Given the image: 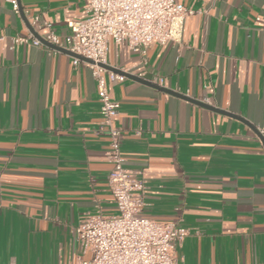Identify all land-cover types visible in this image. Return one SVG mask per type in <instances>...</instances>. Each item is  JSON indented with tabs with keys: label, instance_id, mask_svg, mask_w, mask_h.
I'll list each match as a JSON object with an SVG mask.
<instances>
[{
	"label": "crops",
	"instance_id": "1",
	"mask_svg": "<svg viewBox=\"0 0 264 264\" xmlns=\"http://www.w3.org/2000/svg\"><path fill=\"white\" fill-rule=\"evenodd\" d=\"M19 2L28 16L0 0V264H78L80 217L117 213L97 84L84 60L13 38L47 32L32 15L67 33L86 0ZM177 3L193 10L178 41L144 56L107 44L106 69L152 83L106 79L125 166L146 183L138 214L188 230L178 264H264V0Z\"/></svg>",
	"mask_w": 264,
	"mask_h": 264
},
{
	"label": "built area",
	"instance_id": "2",
	"mask_svg": "<svg viewBox=\"0 0 264 264\" xmlns=\"http://www.w3.org/2000/svg\"><path fill=\"white\" fill-rule=\"evenodd\" d=\"M6 1L15 13L28 16L19 0ZM191 13V8L178 4L177 0H86L85 17L68 23L67 33H56L51 23L32 15L30 25L46 27L47 32L41 37L29 33L13 38L18 43L48 47L43 42L46 41L85 58L97 84L101 115L99 131L109 137L106 158L111 169L107 184L117 213H85L80 217L75 233L88 257L78 264H178L175 247L188 230L175 223L157 222L138 214L146 183L138 172L125 166L120 150L121 131L113 124L119 103L110 97L106 79L122 82L127 77L124 73L136 74L122 69V72L108 70L103 65L106 64L109 40L116 45L127 43L133 52L144 56L153 42L178 41L184 20ZM256 20L264 23V12L258 14ZM81 60L73 56L74 65Z\"/></svg>",
	"mask_w": 264,
	"mask_h": 264
},
{
	"label": "water",
	"instance_id": "3",
	"mask_svg": "<svg viewBox=\"0 0 264 264\" xmlns=\"http://www.w3.org/2000/svg\"><path fill=\"white\" fill-rule=\"evenodd\" d=\"M46 45H48L49 47H51V48H54V49H56V50H59V51H63V52H68V53H70L71 55H73V56H78V57H80L81 59H83V60H86L85 58H83V57H81V56H79V55H76V54H74V53H72V52H70V51H67L66 49H64V48H61V47H57V46H55V45H52V44H50V43H47L46 41H43ZM105 68H107V66H106V64H104L103 65ZM111 70H113V71H117V72H122L120 69H111ZM126 76H128V77H131V78H133V79H135V80H137V81H141V82H144V83H148V84H152V83H150L149 81H146L145 79H143V78H141V77H138V76H136V75H133V74H130V73H124ZM167 90V89H166ZM170 93H173V94H178V93H174L173 91H169ZM179 96H182L181 94H178ZM185 98H187V99H189V100H193V99H190V98H188V97H185ZM194 102H196V103H198V104H200V105H202V106H205V107H207V108H209V109H214V110H217V111H220V112H222V113H225V114H228V115H230V116H233L234 117V115H232L231 113H227V112H225V111H221L220 109H216V108H214L213 106H211V105H207L206 103H203V102H201V101H195V100H193ZM253 128V127H252ZM253 130L258 134V136L260 137V139H261V141H262V143H263V145H264V140H263V137L256 131V129H254L253 128Z\"/></svg>",
	"mask_w": 264,
	"mask_h": 264
}]
</instances>
